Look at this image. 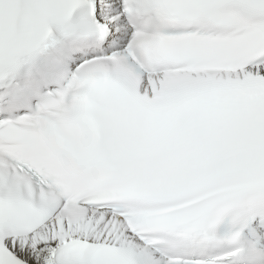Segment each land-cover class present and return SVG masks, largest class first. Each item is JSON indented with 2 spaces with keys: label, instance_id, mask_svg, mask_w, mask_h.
<instances>
[{
  "label": "snow or ice",
  "instance_id": "snow-or-ice-1",
  "mask_svg": "<svg viewBox=\"0 0 264 264\" xmlns=\"http://www.w3.org/2000/svg\"><path fill=\"white\" fill-rule=\"evenodd\" d=\"M0 264H264V0H0Z\"/></svg>",
  "mask_w": 264,
  "mask_h": 264
}]
</instances>
